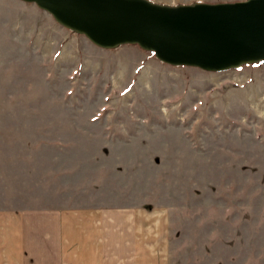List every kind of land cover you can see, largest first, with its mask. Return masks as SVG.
I'll list each match as a JSON object with an SVG mask.
<instances>
[{
    "label": "rangeland",
    "instance_id": "374dc122",
    "mask_svg": "<svg viewBox=\"0 0 264 264\" xmlns=\"http://www.w3.org/2000/svg\"><path fill=\"white\" fill-rule=\"evenodd\" d=\"M0 84V208L164 210L163 262L264 264V62L164 64L0 0Z\"/></svg>",
    "mask_w": 264,
    "mask_h": 264
},
{
    "label": "water",
    "instance_id": "95a60500",
    "mask_svg": "<svg viewBox=\"0 0 264 264\" xmlns=\"http://www.w3.org/2000/svg\"><path fill=\"white\" fill-rule=\"evenodd\" d=\"M110 49L135 44L159 61L205 71L264 62V0L166 5L149 0H21Z\"/></svg>",
    "mask_w": 264,
    "mask_h": 264
},
{
    "label": "crops",
    "instance_id": "0c3cea01",
    "mask_svg": "<svg viewBox=\"0 0 264 264\" xmlns=\"http://www.w3.org/2000/svg\"><path fill=\"white\" fill-rule=\"evenodd\" d=\"M167 226L164 210L142 206L0 208V264H168Z\"/></svg>",
    "mask_w": 264,
    "mask_h": 264
},
{
    "label": "trees",
    "instance_id": "16d2710c",
    "mask_svg": "<svg viewBox=\"0 0 264 264\" xmlns=\"http://www.w3.org/2000/svg\"><path fill=\"white\" fill-rule=\"evenodd\" d=\"M257 63V62H256Z\"/></svg>",
    "mask_w": 264,
    "mask_h": 264
}]
</instances>
